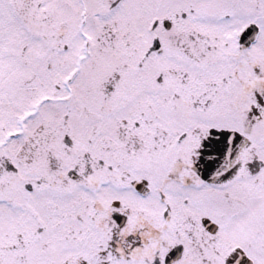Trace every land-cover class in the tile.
Returning a JSON list of instances; mask_svg holds the SVG:
<instances>
[{
  "label": "snow or ice",
  "instance_id": "obj_1",
  "mask_svg": "<svg viewBox=\"0 0 264 264\" xmlns=\"http://www.w3.org/2000/svg\"><path fill=\"white\" fill-rule=\"evenodd\" d=\"M0 264H264V0H0Z\"/></svg>",
  "mask_w": 264,
  "mask_h": 264
}]
</instances>
